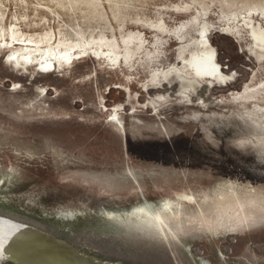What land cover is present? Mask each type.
<instances>
[{"label": "water", "instance_id": "water-1", "mask_svg": "<svg viewBox=\"0 0 264 264\" xmlns=\"http://www.w3.org/2000/svg\"><path fill=\"white\" fill-rule=\"evenodd\" d=\"M0 254L264 264V0H0Z\"/></svg>", "mask_w": 264, "mask_h": 264}, {"label": "rangeland", "instance_id": "rangeland-1", "mask_svg": "<svg viewBox=\"0 0 264 264\" xmlns=\"http://www.w3.org/2000/svg\"><path fill=\"white\" fill-rule=\"evenodd\" d=\"M0 264H18L17 262L12 261L6 256H0Z\"/></svg>", "mask_w": 264, "mask_h": 264}, {"label": "bare ground", "instance_id": "bare-ground-1", "mask_svg": "<svg viewBox=\"0 0 264 264\" xmlns=\"http://www.w3.org/2000/svg\"><path fill=\"white\" fill-rule=\"evenodd\" d=\"M0 256H5V255H1ZM8 257V256H6ZM9 259L11 258L14 262H20L21 264H33V263H29V262H26V261H22V260H19V259H15V258H12V257H8Z\"/></svg>", "mask_w": 264, "mask_h": 264}]
</instances>
